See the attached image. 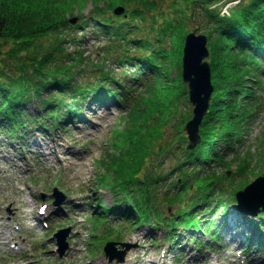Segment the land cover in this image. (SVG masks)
I'll return each mask as SVG.
<instances>
[{"label":"trees","instance_id":"obj_1","mask_svg":"<svg viewBox=\"0 0 264 264\" xmlns=\"http://www.w3.org/2000/svg\"><path fill=\"white\" fill-rule=\"evenodd\" d=\"M166 1L169 10L161 5ZM216 1L0 0V125L8 126L9 132L18 130L27 117L24 108L34 98L39 100L44 116L62 122L60 113L74 114L76 99L84 94L117 95L105 87L104 80L110 72L103 60L92 63L99 70H92L99 74L97 80L78 81L75 77L85 71L87 55L81 50L72 55L63 46L72 28H84L87 23L96 22L110 37L124 40L126 45L133 43L138 51H143V57L136 58L137 65L154 72L144 91L121 117L122 122L114 133V152L105 160L106 174L99 176V182L111 185L118 201H126L122 216L135 223L154 219L173 230L178 223L196 226V214L191 216L192 223L185 222L178 212L175 216L162 215L158 185L177 171L180 172L176 180L180 185L178 190L171 195L172 187L167 186L162 200L175 205L180 190L191 191L193 180L186 165L204 162L202 157L223 137L221 131L229 114L232 93L239 91L236 83L240 85L246 80L245 74L249 72L246 64L256 57L253 51H264V0H242L229 17L209 9ZM88 3L93 6L89 18L79 13L82 22L71 24L73 12ZM120 5L125 7V12L117 15L114 9ZM138 22L147 24L141 27ZM190 22L208 36L214 84L213 102L200 131L202 141L194 150H187L183 144L186 138L183 127L191 113L182 106L189 105V100L181 76V47ZM139 30L145 34L139 35ZM3 44H9L7 50L2 49ZM112 51L113 48L108 54ZM128 57L119 59L129 62ZM173 68H177L175 75L171 74ZM155 115L160 116V122L174 120L175 128L171 130L175 134L170 131L168 134L164 127L160 132L145 130L156 122ZM168 158L176 161L164 172L163 162ZM220 161L228 167L233 164ZM241 163L247 167L249 162L243 159ZM217 175L223 177L226 173ZM204 186H211V182L206 180ZM194 209L187 214H192Z\"/></svg>","mask_w":264,"mask_h":264},{"label":"rangeland","instance_id":"obj_2","mask_svg":"<svg viewBox=\"0 0 264 264\" xmlns=\"http://www.w3.org/2000/svg\"><path fill=\"white\" fill-rule=\"evenodd\" d=\"M161 5L169 10L167 1ZM92 8V4L88 3L80 11L75 10L71 18L72 16L77 17V21L73 25L82 22L83 19H81L79 13L89 18L92 14ZM147 20L149 21L150 18ZM148 21L145 22L148 23ZM145 22L143 24L138 23L142 27L147 24ZM194 27H197L196 23L190 22L188 29ZM134 31L136 32L137 29L135 28ZM200 32L204 33L203 30H200ZM137 33L139 35L145 34V31L139 30ZM130 36H133V34H130ZM2 46L3 50H7L9 44H3ZM63 46L72 55L77 50H81L87 55V59L84 60L86 65H82L85 71L75 77L78 81L97 80L96 77L99 74L94 71L99 72V70L93 64H99L101 60L104 61L105 69L110 70L113 76L126 85V90H130L129 95L131 96L143 92L145 83L152 78L151 75L153 74L139 75L140 73L135 64L121 62V59H119L123 52L131 54L127 58L128 61L142 58L143 56L136 48L134 51H126L127 48L136 47V45L133 43L126 45L124 40L110 37L94 21L87 23L84 28H72L68 32L67 41ZM111 48H113V51L108 54ZM257 55L259 57L250 58L251 63L248 66L251 71L245 74L246 80L244 83L240 85L236 83L239 91L231 97L228 108L229 114L221 131L223 137L218 143L211 142L213 143L212 150L202 157L207 162L206 166L201 163L199 165L194 163L188 168L190 179L193 180V190L182 192L178 197L177 204V212L184 217L187 223H192L191 218L195 213H187L193 207H199L205 202L208 203L210 200H216L223 196L228 198L225 201L227 205L231 202L230 198H233L238 190L264 172V55ZM258 60L260 65L257 67ZM176 73L177 68H173L171 74L175 75ZM105 82L108 85L109 81L106 80ZM113 87H117L121 94L125 91L119 84L109 83V88ZM124 99L118 95L110 98L108 103L111 106L108 107L102 106L101 101L93 95L80 96L76 99L78 102L76 104L77 114L68 116L65 113L62 115L65 123L57 124L53 118L48 119L43 115L39 109V100L34 98L25 106L24 114L27 115V118L18 130L13 131V134L7 133L8 126H0V148L11 149V157L18 159L26 169L25 172H20L16 165H11L3 157L0 158V217L12 222L13 225L10 229L13 227L16 241L25 247L23 250L18 251L6 248L0 249V264H100V262L102 264H161L163 263L161 262V256L163 255L170 264H206L207 260L210 258L213 260L214 257L216 259L217 256L221 258L217 264H229L227 258H234L230 247L236 244L229 243L230 233L226 234L223 229L229 210L231 212L233 209L231 205L224 215L220 209L214 206L206 207L209 209L207 214L202 213V209L199 211L200 217L208 220V223L202 225L204 228L216 223L215 229L219 234L225 235L224 241L218 235H215L219 240V244L214 243L211 239L207 243L202 234H197L198 231L188 230L183 232L179 228L175 231L176 239L169 242V232L164 225L156 228L149 225H137L135 228L127 226L123 232L116 235H120L122 238L118 241L131 242L137 245L128 251L123 262H117L116 260L110 262L103 251V247L100 244L99 246L96 245L97 239L93 240V238L97 235H102V239H106L101 242L103 246L108 240L104 237V230L107 226H126L128 224L127 219L109 218L110 221L106 224H102L101 220L91 219L96 213L99 199H101L103 205L108 206H111L115 201L114 192L109 187L98 184V177L100 173L103 174L105 160L110 157L109 154L113 153L110 144L114 139L115 127L121 122V115L129 107ZM182 106L187 112H192L191 104ZM159 117L153 116V120H156V122L150 123V127L145 130L151 128L152 131L160 132L161 128L164 127L168 129V134L169 131L171 134L173 132L171 129L175 128V121L170 119L160 122L158 121ZM241 124L243 127H240ZM46 125H48L47 129L44 128ZM240 132L245 133L244 137L231 140V143H229V136L236 135L237 137ZM184 134L187 135L186 132ZM41 138L44 140L46 138L53 145L54 143L56 145L58 141L64 142L66 146L62 148L65 151L72 152L71 156L79 154V156L86 157L84 160V165L87 168L86 172H81L79 176L77 167L59 163L58 158L54 155H51L52 158H50L54 160L52 164H50L51 162H44V157L38 152L39 147L32 144L34 139L41 140ZM183 144H186V142ZM70 145H73V147L68 149ZM229 145L231 147H227ZM29 148H34L36 152L30 151ZM198 151L200 150L198 149ZM0 154L3 155V151ZM222 155H224V160L233 161V165L230 167L220 165ZM168 159L163 162V167L166 169L172 168L176 161L173 158ZM243 159L248 160L247 167H244L241 162H237ZM229 170L230 173L228 174ZM216 172H227L226 179L218 176ZM206 174L210 175L207 176ZM179 175V172L171 173L166 183L177 186V184H173ZM206 180L211 182V186H204ZM54 187H57L66 195V199L59 206L53 204ZM21 188H25L26 192L29 193L27 196L33 199L32 209L26 204L24 195L20 193L19 189ZM221 188L225 190L221 191ZM174 190H177V187H174ZM165 192V183L159 184L160 201H162ZM42 203H48L50 209L48 212H52L53 218L49 221L50 228L48 230L35 227L30 220L32 215H38V208ZM16 206H19V209ZM21 209H23L22 212H20ZM161 210L163 215L172 216L176 206H169L162 201ZM93 225L95 229L101 226L98 231H93ZM63 227H69L70 233L66 238L68 248L61 255L58 252V240L57 237L53 236V231ZM262 228L257 226V229H255L259 230L260 240L263 241L264 247ZM247 233L249 236L252 235L250 232ZM197 236H199V240H195ZM248 242L250 241L241 244L240 247H245ZM229 245L231 246L229 247ZM255 246L256 244L248 247ZM120 248V245H116L117 251ZM199 248L203 249L202 254H199ZM164 249L166 250L164 251ZM186 249L190 250L191 254ZM255 249L249 251L251 261L257 260L254 259L257 255L251 257V253ZM5 257L7 261H10L9 263H4Z\"/></svg>","mask_w":264,"mask_h":264},{"label":"water","instance_id":"obj_3","mask_svg":"<svg viewBox=\"0 0 264 264\" xmlns=\"http://www.w3.org/2000/svg\"><path fill=\"white\" fill-rule=\"evenodd\" d=\"M115 12L121 14L124 12V8L118 7ZM76 21L77 17H74L71 22L75 23ZM207 41L205 34H197V30L194 29L187 34L183 49L182 74L184 81L189 84L190 101L194 105V117L185 126L190 139L188 148H194L201 141L200 124L208 112L214 89L211 66L207 60L209 56ZM55 191L59 194L57 190ZM237 197L239 199L238 207L245 212L255 215L264 210V173L239 191ZM62 199L57 200L56 203H60ZM115 244V242H108L105 246L106 253L110 255V260L117 258L118 261H124L125 255L132 245L122 243L126 248L117 255ZM66 247V244L61 245V253L65 251Z\"/></svg>","mask_w":264,"mask_h":264},{"label":"bare ground","instance_id":"obj_4","mask_svg":"<svg viewBox=\"0 0 264 264\" xmlns=\"http://www.w3.org/2000/svg\"><path fill=\"white\" fill-rule=\"evenodd\" d=\"M95 112V111H94ZM87 120V119H86ZM36 145L39 147L40 149V153L41 156H43L44 158V162L49 163L50 156L54 155L55 157L58 158V162L61 164H70L74 167H77L79 169V176L81 175V172L85 173L86 172V166L84 165V160L86 159V157L83 156H71L72 152L69 151H65L62 147L66 146V143L58 141L56 142V145L54 143V145L48 141H40V140H36ZM73 145H70V147H68V149L72 148ZM2 151V150H0ZM1 153V152H0ZM6 154H3L4 158H10L9 161L13 162L11 160V157L9 155H7V151L4 152ZM83 155V154H82ZM2 155L0 154V157ZM53 162V160H52ZM52 164V163H50ZM20 168L22 169V171H25V167L24 165L20 166ZM23 194V192H20ZM27 200V197H26ZM27 202L29 203V205L31 206L32 202L31 200L28 198ZM17 209H19V206H16ZM23 209H21L20 212H22ZM231 218L229 220L228 225L226 226V229H231L234 226H237L238 224L244 222V220L242 219V216L240 215V213H236L234 210L231 212ZM15 218V217H14ZM12 226V222H8L6 220H4V217H0V238L4 243H7L8 241H6L7 239H11L14 237L13 233L11 232L10 227ZM247 231V227L244 226V228L240 229V231H237L236 233L233 234V238L234 239H239L241 242H243L242 237L244 236V233ZM7 232H11V233H7ZM254 235L257 236L256 233H254ZM18 248H24L23 246H21L19 244ZM187 251V250H186ZM191 254V253H190ZM214 261V260H212ZM230 262H233V259H230ZM100 264H102V262H100ZM210 264H215L213 262H210Z\"/></svg>","mask_w":264,"mask_h":264}]
</instances>
